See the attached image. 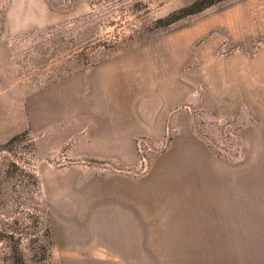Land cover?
<instances>
[{
	"label": "rangeland",
	"instance_id": "obj_1",
	"mask_svg": "<svg viewBox=\"0 0 264 264\" xmlns=\"http://www.w3.org/2000/svg\"><path fill=\"white\" fill-rule=\"evenodd\" d=\"M198 1L33 0V15L23 0H0V145L20 134L34 145L46 264H264V227H148L145 251L124 225L127 212L170 216L189 196H264V91L252 67L264 0L158 23ZM107 72L127 116L148 118H108L91 101L104 100L105 82L87 81L76 116L71 80ZM12 255L0 244V264Z\"/></svg>",
	"mask_w": 264,
	"mask_h": 264
},
{
	"label": "crops",
	"instance_id": "obj_2",
	"mask_svg": "<svg viewBox=\"0 0 264 264\" xmlns=\"http://www.w3.org/2000/svg\"><path fill=\"white\" fill-rule=\"evenodd\" d=\"M23 3L31 14H37V9L33 0H23ZM252 67L255 76L253 79V83L256 85L255 89L264 91V47L256 51L252 59ZM99 77L100 78H97L95 75L87 77L78 76L69 83L68 87L70 88L73 86L71 90L78 96L77 99L75 98L76 116L80 114L83 116L84 113V101L80 96L83 93L84 81H87L92 87L97 83L105 82L104 100H99L98 102V100L93 97L91 101L97 104L99 103V105L104 108L103 110L107 112L108 118H148V116L142 117L141 115L135 117L132 115L127 116L128 109L115 102L114 95L116 92V84L113 74L107 72ZM95 91L96 90L93 89V92ZM136 108L139 111L140 107ZM140 110L142 111V108H140ZM151 111L154 113V107H151ZM67 112L71 115L73 110L69 109ZM123 113H125V115H123ZM149 118L153 117L151 116ZM156 118H163V115L160 114ZM77 119L83 120L84 118ZM144 128L147 130L146 126H144ZM135 129H139V127H130V132ZM147 200L148 198L146 195L134 196V201L147 203ZM169 213H171L170 216L164 217L152 216V213L149 216L148 213L144 211L125 213L128 221L124 222V225L131 229V235L136 236L132 241L140 244L139 250L146 251L147 249V247L142 244L147 242L144 236L149 233L147 230L148 227L188 229L193 230V232L204 230L205 234L218 235L242 231L248 228L259 229L260 227H264V196L194 195L189 196L188 201H184L182 205L172 207V210L167 214ZM196 249L227 250L232 248L204 247Z\"/></svg>",
	"mask_w": 264,
	"mask_h": 264
},
{
	"label": "trees",
	"instance_id": "obj_3",
	"mask_svg": "<svg viewBox=\"0 0 264 264\" xmlns=\"http://www.w3.org/2000/svg\"><path fill=\"white\" fill-rule=\"evenodd\" d=\"M222 0H200L159 24L167 27ZM69 76V75H68ZM34 145L25 134L0 145V244L15 264H46L51 248L48 212L31 162Z\"/></svg>",
	"mask_w": 264,
	"mask_h": 264
},
{
	"label": "built area",
	"instance_id": "obj_4",
	"mask_svg": "<svg viewBox=\"0 0 264 264\" xmlns=\"http://www.w3.org/2000/svg\"><path fill=\"white\" fill-rule=\"evenodd\" d=\"M138 148H139V151L141 152L140 145L138 146ZM142 161H143V162H146V160H145V158H144V157H142Z\"/></svg>",
	"mask_w": 264,
	"mask_h": 264
}]
</instances>
